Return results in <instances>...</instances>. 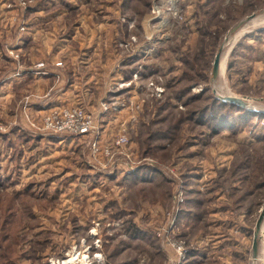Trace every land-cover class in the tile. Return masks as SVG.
<instances>
[{
    "label": "rangeland",
    "instance_id": "obj_1",
    "mask_svg": "<svg viewBox=\"0 0 264 264\" xmlns=\"http://www.w3.org/2000/svg\"><path fill=\"white\" fill-rule=\"evenodd\" d=\"M0 36V66L68 61L74 95L34 111L54 93L48 80L39 95L26 85L0 99V264H181L210 249L225 216H243L235 263L264 264V235L251 257L264 207V0H0ZM24 39L23 55L12 43ZM56 108L90 116L91 130L46 131ZM187 208L198 218L183 219ZM135 224L155 234L132 237Z\"/></svg>",
    "mask_w": 264,
    "mask_h": 264
},
{
    "label": "crops",
    "instance_id": "obj_2",
    "mask_svg": "<svg viewBox=\"0 0 264 264\" xmlns=\"http://www.w3.org/2000/svg\"><path fill=\"white\" fill-rule=\"evenodd\" d=\"M4 40L5 39L3 38V36H0V43H2ZM18 41L19 40H17V43H12L13 45L12 47L20 49V52L23 54V52H25V48L27 47V43L28 42L30 43V40H28V42L25 39L20 40L21 41L20 43ZM8 59L11 61L8 65H5V67L0 66V99H5L6 101H9L12 98V96H16L17 94L22 93V91H25L24 88L26 87V85L33 88L34 91H32V94L39 95L42 90V83L50 80V81H53L54 83L50 87V89L55 88V90H50L51 93L54 92L52 94V97L48 98L49 101L48 100L45 101L47 97H43L42 98L43 101L38 103V104H42L40 107H33L34 106L33 105L31 108H34L33 109L34 111L39 110L40 112H45L46 110H49L54 106L71 105L69 104V102L74 95L72 92V88L69 89L68 61L62 60L63 62H66V65L68 67V70L66 71H62L59 68H56V66H54V62L56 61V59L54 58H53L54 60L52 59L53 61L51 60V65H49V67L47 66V68H45L44 70L37 69L33 66H30L28 70H18V68L15 67V61L10 58ZM35 59H33L35 63L42 61V60L36 61ZM66 59L69 60L68 57ZM66 81L67 83H65ZM56 86H59L60 88H62V90H59L60 88L56 90ZM8 97H10L9 100H7ZM73 101H75V99H73ZM150 171L153 172V169H150ZM154 174H156L155 176H158L159 174L161 175V173H157V172H154ZM221 201H224V199ZM226 210L223 209L224 212L222 213H226L228 215V210L227 211ZM183 213H184L183 219L190 220V218L191 219L198 218L194 210L191 211V210H188L187 208V210H184ZM213 215L216 216V214H213ZM242 218L243 216L239 218L236 217V219L232 216H225L224 220L221 221L222 223L221 226L216 227L217 230L214 233L215 235L212 236L214 237V242L212 246L210 247V249L203 248L204 246L203 247L199 246V247H196L195 249H192L191 251H189L188 261L186 260V262L181 263V264H223V263L236 264L235 258H240L239 257L240 255H238L239 252L237 250L239 248L238 247L239 243L233 240H236V241L239 240L240 230L239 228H237V226H235V224H237L239 219H241L242 221ZM135 225H132V226H135ZM135 228L137 231L134 234L135 236H132L135 238H138V237L142 238V237H148V236L150 237L149 234L151 235L153 233L155 234L154 231L152 233L151 232L152 230L150 231L149 229L144 228L139 225H136ZM221 230L226 231V234L223 235V232H221ZM242 232L244 234L247 233L246 231H242ZM262 236L263 235L260 234L259 248H260V240ZM242 241H244L243 238H242ZM253 242H254V239H253ZM240 253L244 255L243 252H240ZM259 253H260V250H259ZM251 257H253V253L251 254Z\"/></svg>",
    "mask_w": 264,
    "mask_h": 264
},
{
    "label": "built area",
    "instance_id": "obj_3",
    "mask_svg": "<svg viewBox=\"0 0 264 264\" xmlns=\"http://www.w3.org/2000/svg\"><path fill=\"white\" fill-rule=\"evenodd\" d=\"M20 2L24 6L27 4V0H20ZM91 128V117L76 108H56L51 110L44 118V129L52 132V134H86ZM179 251L183 253L181 246L179 247Z\"/></svg>",
    "mask_w": 264,
    "mask_h": 264
},
{
    "label": "water",
    "instance_id": "obj_4",
    "mask_svg": "<svg viewBox=\"0 0 264 264\" xmlns=\"http://www.w3.org/2000/svg\"><path fill=\"white\" fill-rule=\"evenodd\" d=\"M221 52H219L214 60V64H213V76L216 77L220 71V62H221ZM221 100H223L226 103H230L232 105H236V106H240L242 108H247L248 104L237 97H233V96H228V97H222ZM264 224V207L262 209V212L259 216V219L257 221L256 224V230L254 233V242H253V258L256 259L258 256V252H259V238H260V234H261V230Z\"/></svg>",
    "mask_w": 264,
    "mask_h": 264
},
{
    "label": "bare ground",
    "instance_id": "obj_5",
    "mask_svg": "<svg viewBox=\"0 0 264 264\" xmlns=\"http://www.w3.org/2000/svg\"><path fill=\"white\" fill-rule=\"evenodd\" d=\"M239 35H240V33L238 34V36ZM232 46H233V43L230 45V47L226 51H224L223 55L221 56V62H220V73H221V75H223L225 70H226L227 59H228V55H229V52L231 51ZM261 232H262L261 234L264 235V224H263ZM76 257H77V255H73L69 260H66L64 263H61V264H73V262L76 260ZM84 262H87V261H84Z\"/></svg>",
    "mask_w": 264,
    "mask_h": 264
},
{
    "label": "trees",
    "instance_id": "obj_6",
    "mask_svg": "<svg viewBox=\"0 0 264 264\" xmlns=\"http://www.w3.org/2000/svg\"><path fill=\"white\" fill-rule=\"evenodd\" d=\"M11 206H13V204H11V205L9 206V209H11ZM10 224H11V222L8 221L6 225L8 226V225H10ZM7 226H4V227H5V228H4L5 230H6ZM132 228H135V226H132ZM133 231L136 232V231H137L136 228H135V230H133ZM4 257H6V256H4Z\"/></svg>",
    "mask_w": 264,
    "mask_h": 264
}]
</instances>
